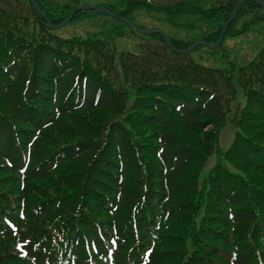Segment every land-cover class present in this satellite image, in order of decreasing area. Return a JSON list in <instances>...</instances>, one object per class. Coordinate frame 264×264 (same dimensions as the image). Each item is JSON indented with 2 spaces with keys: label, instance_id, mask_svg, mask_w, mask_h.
<instances>
[{
  "label": "trees",
  "instance_id": "trees-1",
  "mask_svg": "<svg viewBox=\"0 0 264 264\" xmlns=\"http://www.w3.org/2000/svg\"><path fill=\"white\" fill-rule=\"evenodd\" d=\"M35 1L54 25L78 6ZM237 1L98 6L140 29L166 28L184 50L215 43ZM81 21L98 30L64 38L29 0H0V264L17 258L15 242L27 264H264V182L248 172L264 174V45L240 66L217 68L192 57L199 48L173 54L160 35L118 51L114 40L133 33L124 24L84 12L69 25ZM263 25L264 12L248 2L223 42ZM239 95L245 106L234 108ZM101 113L104 150L81 127ZM229 123L232 145L237 136L250 144L249 164L226 160L239 175L217 148ZM210 150L219 160L197 189L195 170Z\"/></svg>",
  "mask_w": 264,
  "mask_h": 264
},
{
  "label": "rangeland",
  "instance_id": "rangeland-1",
  "mask_svg": "<svg viewBox=\"0 0 264 264\" xmlns=\"http://www.w3.org/2000/svg\"><path fill=\"white\" fill-rule=\"evenodd\" d=\"M70 0H57V2H69ZM100 0H78L79 6H98ZM178 1L182 0H157V3H164V4H172ZM92 21H81L76 22L75 24L59 30V32H55L56 35L69 38L74 35H83L85 33H92L98 30V27H95L96 25L91 23ZM107 23H110L107 21ZM142 23H144L147 27L153 26V24H150L146 19L142 18ZM264 26V25H263ZM159 30L164 31V28L158 27ZM167 31V30H166ZM183 35V34H182ZM181 35V36H182ZM140 36L133 35L126 31L125 35L123 37H119L114 41V44L118 51H127V52H135L137 50V43H140ZM264 45V32H259L258 30H254L250 33H247L246 35H241L238 38L234 40L225 41L223 43V46L221 49L217 51H210L207 49L199 48L197 53L193 54V58L200 61L204 65L210 66V67H217V68H224L226 67L225 63L228 61L234 62L236 65H242L246 63L248 60L252 59L258 51L262 48ZM211 52H216L212 54ZM220 56H222V60L220 61ZM246 98L242 95H239L237 100L232 103V106L234 108H242L245 106ZM0 105L3 107L5 106L3 102V98H0ZM7 107V106H5ZM254 112H258L257 110H254ZM108 113H101L100 115L96 114L94 118L90 119L89 121H84L83 125H81L83 131L88 132L86 134H82L83 139H91L95 137H99L102 141L100 142V148L104 150V142L107 143V140L105 139V129H104V115ZM145 120H140L141 125H145ZM232 124L229 123L227 127H225L219 134L217 138L218 143V150L221 151V154L223 156V159H225L222 162V166H225L229 172L233 174H238L234 169L233 166L227 162L226 160L230 159L233 161H245L247 159V163L249 164V158H251V155L246 152V148L250 145L247 141H245L242 137L237 136V142H239L238 145L233 146V140L235 139V129L231 126ZM73 129H68V131H72ZM93 130V131H92ZM205 129L204 131H206ZM24 136V134H22ZM71 137V132L66 133V140H68ZM104 141V142H103ZM214 149V148H213ZM220 153H215L212 150L207 153V156L205 157V161L203 166H201L200 171L195 170L198 179L195 183L197 189H200L203 185H207L208 182V175L213 170V168L216 166ZM244 156V157H241ZM97 158H102V162L104 163L105 167L108 168V164H105L108 162L109 156L104 155L101 157L99 155ZM49 159V158H46ZM98 166L97 160L92 162V165L90 168L93 167V170H97L98 172ZM102 167V165H101ZM81 169V168H80ZM264 169V167L260 168ZM84 170V167H83ZM100 170V167H99ZM250 175L255 174L257 178L262 180L264 182V174H256L258 173V170L254 171H248ZM239 175V174H238ZM78 178V173H74L71 176L68 177V180L76 179L74 181V184L80 181L81 179ZM103 184H105L106 180H102ZM195 188V187H194ZM17 242L13 243V250L17 254V258L21 255L20 249L17 247ZM17 258L9 257L6 258L2 264H27V261L20 260ZM30 264V263H29Z\"/></svg>",
  "mask_w": 264,
  "mask_h": 264
},
{
  "label": "water",
  "instance_id": "water-1",
  "mask_svg": "<svg viewBox=\"0 0 264 264\" xmlns=\"http://www.w3.org/2000/svg\"><path fill=\"white\" fill-rule=\"evenodd\" d=\"M30 1V4L33 8V11L36 13V15L38 16L39 19H44V15L42 14V12L40 11L39 7L37 6L36 2L34 0H29ZM247 2H254L255 4H257L262 10H264V4L260 1V0H239L236 2L234 8H233V11L232 13L230 14V16L228 17V20L222 30V35L221 37L219 38V40L213 44V45H207L205 42H198V43H195L194 45H192L190 48L184 50V51H180V52H177L173 49V47L171 46L170 44V41L169 39L163 35V38H164V41L166 43V45L168 46V48L174 52V53H177V54H182V55H185V54H189L191 53L195 48H197L198 46H205L207 47L209 50H216L220 44H221V41H222V38H223V34L225 33L228 25L231 23V21L234 19L236 13H237V10L242 6L244 5L245 3ZM84 12V11H93L95 13H98V14H102V15H106L110 18H113L115 20H118L120 22H123L124 24H126L128 26L129 29L137 32V33H140V34H144V35H151V34H155L157 32L155 31H142V30H139L137 29L136 27L132 26L131 24H129L127 21H125L124 19L112 14L111 12L107 11V10H104L102 8H99V7H96V6H93V7H79L77 9H75L74 11H72L69 16L67 17V19L61 23L59 26H52L49 22L47 23V26L51 29H60V28H63L64 26H66L73 18V16L78 13V12Z\"/></svg>",
  "mask_w": 264,
  "mask_h": 264
}]
</instances>
